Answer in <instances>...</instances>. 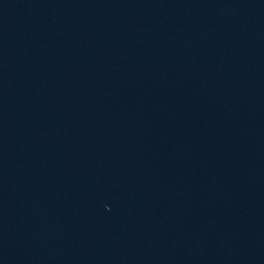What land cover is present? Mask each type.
<instances>
[{
    "label": "water",
    "instance_id": "1",
    "mask_svg": "<svg viewBox=\"0 0 264 264\" xmlns=\"http://www.w3.org/2000/svg\"><path fill=\"white\" fill-rule=\"evenodd\" d=\"M0 264H264V0H0Z\"/></svg>",
    "mask_w": 264,
    "mask_h": 264
}]
</instances>
